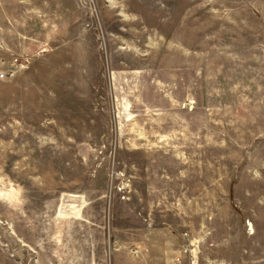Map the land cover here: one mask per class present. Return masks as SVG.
<instances>
[{
  "label": "rangeland",
  "instance_id": "374dc122",
  "mask_svg": "<svg viewBox=\"0 0 264 264\" xmlns=\"http://www.w3.org/2000/svg\"><path fill=\"white\" fill-rule=\"evenodd\" d=\"M162 225L264 264V0H0V264Z\"/></svg>",
  "mask_w": 264,
  "mask_h": 264
},
{
  "label": "crops",
  "instance_id": "0c3cea01",
  "mask_svg": "<svg viewBox=\"0 0 264 264\" xmlns=\"http://www.w3.org/2000/svg\"><path fill=\"white\" fill-rule=\"evenodd\" d=\"M142 233L141 238H135L132 245H127L132 260L128 257L125 262L120 256H116L117 264H176L177 258L183 260V264L184 259H187V253L182 250L185 242L182 234H176L169 225L151 226ZM191 241L194 245L196 240ZM124 247L126 248V245ZM193 252L195 253V249L191 254Z\"/></svg>",
  "mask_w": 264,
  "mask_h": 264
},
{
  "label": "built area",
  "instance_id": "2783aa9c",
  "mask_svg": "<svg viewBox=\"0 0 264 264\" xmlns=\"http://www.w3.org/2000/svg\"><path fill=\"white\" fill-rule=\"evenodd\" d=\"M185 242L183 243V246H182V250L184 251V253H188L191 255L192 251H193V244H192V241L190 240L189 236L187 233H183L182 234ZM176 264H181V261L179 258L176 259Z\"/></svg>",
  "mask_w": 264,
  "mask_h": 264
}]
</instances>
